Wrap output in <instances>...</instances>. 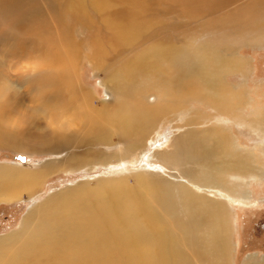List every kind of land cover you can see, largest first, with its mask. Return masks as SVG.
Listing matches in <instances>:
<instances>
[{
	"label": "bare ground",
	"instance_id": "1",
	"mask_svg": "<svg viewBox=\"0 0 264 264\" xmlns=\"http://www.w3.org/2000/svg\"><path fill=\"white\" fill-rule=\"evenodd\" d=\"M239 1L0 0V20L10 30L0 32V44L12 38L22 49L0 45V80L14 76L16 91L8 101L11 86L0 81V110L11 103L20 114H31L33 123L25 132L7 124L0 134L20 146L60 149L107 144L114 132L131 154L147 148L151 132L172 115L183 118L196 103L214 108L218 122L264 134V111L229 83L250 70L242 47L264 45V0ZM84 59L113 96L101 108L82 88L76 65ZM74 119L89 141L73 129ZM227 133L221 127L188 131L168 144L173 151L158 149L153 157L139 152L137 158L182 167L209 192L236 202L218 189L224 179L263 173L228 148ZM53 168L51 162L35 171L0 167V176L10 174L18 187L33 186ZM105 187L112 186L104 184L102 192ZM106 193L97 204L91 199L71 209L62 204L82 199L66 193L29 214L19 232L0 240V264H231L223 201L205 206L187 194L172 196L186 210L184 221L180 214L156 213V206L167 207L170 193ZM2 198L12 197L0 192Z\"/></svg>",
	"mask_w": 264,
	"mask_h": 264
},
{
	"label": "rangeland",
	"instance_id": "2",
	"mask_svg": "<svg viewBox=\"0 0 264 264\" xmlns=\"http://www.w3.org/2000/svg\"><path fill=\"white\" fill-rule=\"evenodd\" d=\"M242 1L239 2L242 3ZM3 30L9 29L0 20V32ZM9 44L16 46V51H22L18 48L20 44L16 39L3 40L0 45L8 46ZM241 51L243 54L241 56L249 60L248 68L250 70L245 77L246 80L240 77H231L229 83L238 85L239 89L249 93L248 96L253 97L256 101L254 107L257 105L258 111H264V45L242 47ZM10 52L14 51L11 50ZM0 57L2 59L1 49ZM79 65H76V69H78L82 88L92 96L93 105L101 108L104 104L110 103L109 101H112L113 96L103 82L101 75L94 70L87 59H84ZM13 80L14 76L0 80L2 83L11 86L6 95L8 101H13L16 93L13 88ZM246 101L249 100L246 99ZM8 105L9 107L0 110V133L10 123L11 128H18L21 132H25L33 126L31 114L26 110L20 114L11 103ZM108 107L112 108L113 106ZM172 116L165 121L158 133L151 132V137H154L153 142L145 149L135 150L136 154L134 152L128 153L122 147L124 142L114 132H111V139L107 144H96L92 141L89 145L74 144L60 149H47V147L43 149L36 145H30L31 147L20 146L18 140H10L7 136L0 134V167L7 168L11 172L35 171L47 162L55 164V168L36 182L34 187L32 184L31 187L29 185L18 187L14 184L10 174L0 176V192L12 197L8 200L0 199V240L19 232L23 228L22 222L25 217L29 214L33 215L36 210L41 209L50 200L52 202L59 200L66 193L69 195L76 192L82 199L74 201L71 206L67 203L62 204L71 209L77 202L85 205L91 199L97 204L103 201V197L109 195L106 193L109 191L117 193L114 195L118 196L130 191H138L140 194L154 191L159 195H165L167 192L171 194L167 198V207L164 209L156 206V213L166 215V211L171 216L180 214V216L183 215L184 221L186 220V210L173 202L172 196L181 195L184 198L187 194L191 196V201L200 202L205 206L207 202L221 204L220 202L223 201L228 214L227 225L231 229L229 252L231 264H254L256 262L263 264L264 134L252 131L250 128L232 125L229 121L218 122L215 109L201 103L193 104L190 113L183 118L173 119ZM190 119H194V123L188 124ZM73 123L77 124L72 126L73 129L77 130L78 133L81 132L80 135L87 133L81 136L84 137L83 139L89 141L92 138L89 137L88 132L82 131L79 119H74ZM215 127H221L228 131L227 137H229V143H232L231 145L228 144L230 150L239 151L241 155L251 160L253 168L263 173L261 177L257 178L253 172V176L246 174L242 177H231L223 180L222 184L225 187L219 186L218 189L223 193L228 192L239 201L223 200L219 194L215 195V193L209 192L207 185L199 184L196 179L186 175L182 167L162 163L156 158H151L152 160L147 161L146 164L144 160L140 161L137 158L139 152L141 155L148 153L150 157H153L154 153L162 148L171 152L174 146H168V144L176 136L188 131H197L199 134H203L206 130ZM56 153L60 154L55 155ZM151 179H156L158 182L152 183ZM104 184L112 187H105V191L102 192ZM161 249L163 250L164 246Z\"/></svg>",
	"mask_w": 264,
	"mask_h": 264
}]
</instances>
